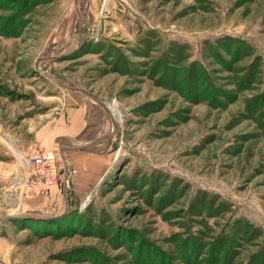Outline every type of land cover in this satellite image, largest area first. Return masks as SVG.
<instances>
[{
    "label": "rangeland",
    "instance_id": "1",
    "mask_svg": "<svg viewBox=\"0 0 264 264\" xmlns=\"http://www.w3.org/2000/svg\"><path fill=\"white\" fill-rule=\"evenodd\" d=\"M81 1L0 0V97L55 56L113 119L59 162L57 220L2 213L0 264H264V0Z\"/></svg>",
    "mask_w": 264,
    "mask_h": 264
},
{
    "label": "crops",
    "instance_id": "2",
    "mask_svg": "<svg viewBox=\"0 0 264 264\" xmlns=\"http://www.w3.org/2000/svg\"><path fill=\"white\" fill-rule=\"evenodd\" d=\"M92 1L100 2L101 0ZM79 5L82 6V1L74 0V12H79ZM21 30L18 32L20 33ZM0 36L8 40L18 38L17 34L5 36L0 33ZM49 45L50 43H46V48ZM65 48L68 49L69 45ZM52 60H56L55 56H47L45 59L43 55L38 56L34 64V70L37 73L12 72L14 75L9 78L13 79L15 76L19 80L18 90L29 95L28 98H18V100L0 97V105L8 104L11 109L8 120L0 119V206L4 204L1 214L8 215L2 214L0 218H5V216L10 218L12 215L9 214H13L17 210L21 213L19 215H28L27 211L33 212L29 213L33 215L34 212L42 213L41 219H45L43 217H60L62 213H58L59 201L56 191L59 187H56V190L53 188L47 197L34 196L28 190L12 189L10 187L12 177L14 175L27 176V161L32 156L45 151H52L60 155L66 170V162L69 163V158L73 159L72 156H75L73 154L88 152L92 146H88L90 145L88 143L94 142L97 136L106 135L107 131H102L103 127L108 128L113 120L110 111L102 103L99 104L92 99L85 90L65 86L66 84L60 81L62 76L52 69H48V72H46L47 69H39L38 61L49 64ZM8 75L10 76V73L2 76L7 77ZM42 77L43 81L40 80ZM51 79L61 85L63 83L62 86L65 89H61L62 87H59ZM52 84L60 91L55 92L56 89ZM92 101L97 102V105ZM2 111L1 109L0 116L3 115ZM106 114L109 115V119L105 117ZM92 130H94L95 136L89 141H85L82 146L81 141L91 137ZM102 141L95 144L100 145Z\"/></svg>",
    "mask_w": 264,
    "mask_h": 264
},
{
    "label": "built area",
    "instance_id": "3",
    "mask_svg": "<svg viewBox=\"0 0 264 264\" xmlns=\"http://www.w3.org/2000/svg\"><path fill=\"white\" fill-rule=\"evenodd\" d=\"M60 161L61 156L52 151L35 155L28 161L29 175L23 178L14 177L12 188L29 190L38 196L48 195L61 177Z\"/></svg>",
    "mask_w": 264,
    "mask_h": 264
},
{
    "label": "trees",
    "instance_id": "4",
    "mask_svg": "<svg viewBox=\"0 0 264 264\" xmlns=\"http://www.w3.org/2000/svg\"><path fill=\"white\" fill-rule=\"evenodd\" d=\"M12 7H13V4H12ZM5 9H6V7H4ZM17 15H13V16H11V17H16ZM11 17H9V19L10 20H12L11 19ZM18 18V17H17ZM16 18V19H17ZM19 19H20V17H19ZM17 21V23L15 24V22H12L11 24L9 23V22H7V19L4 21V22H1L0 23V27L2 28V32L3 33H1V34H3V35H5V36H10V35H18L19 34V30L20 29H22V27L24 26V23H18V19L16 20ZM8 23H9V25H8ZM23 24V25H22ZM1 32V31H0ZM30 219H33L34 220V218H30ZM38 220H41V221H55V220H57V218H48V219H38Z\"/></svg>",
    "mask_w": 264,
    "mask_h": 264
},
{
    "label": "water",
    "instance_id": "5",
    "mask_svg": "<svg viewBox=\"0 0 264 264\" xmlns=\"http://www.w3.org/2000/svg\"><path fill=\"white\" fill-rule=\"evenodd\" d=\"M108 136H110V134H108L107 136L105 135V136H103V137H100L99 139H97V140H95L93 143H91L90 145H88V146H91V145H93V144H95V143H97V142H100L102 139H104V138H106V137H108ZM87 146V147H88ZM85 148V147H84ZM25 216H28V217H41L40 215H33V214H28V215H25Z\"/></svg>",
    "mask_w": 264,
    "mask_h": 264
}]
</instances>
